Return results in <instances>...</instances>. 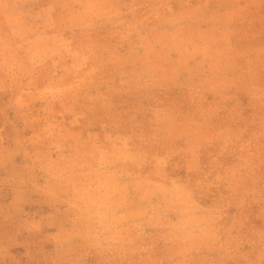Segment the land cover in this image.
<instances>
[{
    "label": "rangeland",
    "instance_id": "rangeland-1",
    "mask_svg": "<svg viewBox=\"0 0 264 264\" xmlns=\"http://www.w3.org/2000/svg\"><path fill=\"white\" fill-rule=\"evenodd\" d=\"M0 264H264V0H0Z\"/></svg>",
    "mask_w": 264,
    "mask_h": 264
}]
</instances>
